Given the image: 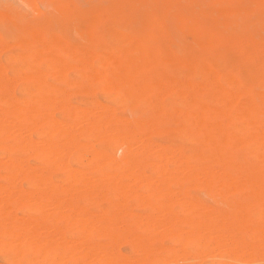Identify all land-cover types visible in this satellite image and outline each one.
Wrapping results in <instances>:
<instances>
[{
  "label": "bare ground",
  "instance_id": "bare-ground-1",
  "mask_svg": "<svg viewBox=\"0 0 264 264\" xmlns=\"http://www.w3.org/2000/svg\"><path fill=\"white\" fill-rule=\"evenodd\" d=\"M226 1L117 0V5L120 12L135 16L142 11L173 16L177 32L190 30L194 45L200 47L212 43L211 38L201 37L205 34L201 27L207 22L226 27L221 34H233L234 29L237 34H264V0H244L246 5L235 13L203 9L208 2ZM231 14L237 19L226 17ZM99 17L98 12L68 8L64 14L67 21L86 22L90 28ZM124 50L129 58H120L117 51L100 56L59 48L75 69L90 71L88 78L100 81L104 92L125 88L117 96L120 104L134 107L140 103L150 109L149 120L143 122L117 119L110 107L99 102L90 108L71 106L68 92L53 84H74L65 78L66 71L74 68L56 55L46 62L53 84L37 68L42 50L30 56L31 65L21 58L28 74L9 78L0 66V91L16 80L30 84L21 103L13 96H0L2 264H264V157L255 151L257 146L264 148V127L253 119L255 112H264V88L259 103L236 107L233 117L245 126L244 134L225 130L221 122L225 109L201 106L189 96L184 108L176 111L181 119L177 132L198 142L205 154L190 149L185 155L178 147L154 146L148 138L164 117L169 118L158 104L160 85H139L134 78L138 70L158 65L154 49L147 39L130 38ZM164 63L201 75L199 91L212 93L224 107L237 104V77L220 75L203 61ZM94 65L99 70L92 69ZM247 69L244 66L239 74ZM220 81L230 89H223ZM190 87L177 91L188 96ZM97 145H103V150H97ZM240 145L248 147L257 162L233 160L229 150ZM108 149L118 156L110 155ZM149 153L153 162L147 158ZM73 166H88L89 171ZM57 170L64 173L60 184L53 178ZM183 182L215 192L221 200L235 193L247 201L220 200L225 208L217 211L186 200ZM131 199L136 201L134 206ZM134 207L148 210L136 215ZM156 239L168 246L152 247ZM121 244L128 245L129 253L120 251ZM22 253L28 254L26 260Z\"/></svg>",
  "mask_w": 264,
  "mask_h": 264
},
{
  "label": "rangeland",
  "instance_id": "rangeland-1",
  "mask_svg": "<svg viewBox=\"0 0 264 264\" xmlns=\"http://www.w3.org/2000/svg\"><path fill=\"white\" fill-rule=\"evenodd\" d=\"M244 4L246 5L244 0L208 2L203 9L209 13L225 9L235 13ZM67 8L82 12H98L100 13L99 21L91 28L86 25V22L67 21L64 18ZM133 14L128 11L120 12L117 0H0V66L9 78L28 74L29 72L25 70L26 68L22 64L31 65L30 56L34 51L42 50V63H38L37 68L48 76L50 68L46 65V62L52 56L56 55L58 59L72 68L75 66L71 58L60 52L59 48H72L82 55L92 51V53L100 56H105L108 52L114 51L115 55L119 53L120 58L126 59L130 57V54L124 50L128 40L130 38H144L147 39V44L154 49L159 62L154 68L138 70L134 75L135 82L139 85H154L156 83L160 85L161 93L159 94L158 104L163 112L169 116V118L164 117V121L159 125L156 132L148 134L151 144H154V146H157V144L158 146L166 145L164 147L168 148L178 147L182 149L185 155L189 153L190 149H196L205 154V150L201 148L198 142L177 132L181 119L175 116L176 111L184 108L185 104L189 102V96L201 106L219 110L225 109L226 115L221 119L225 130L230 134L238 132L244 134L246 131L245 126L236 120L233 115L236 107L244 106L248 102L259 103L258 95L264 88V34H237L236 29L230 31L233 34H221L226 27L207 22L201 27L202 32L205 33L201 34V37L211 38L212 43L209 45L201 44L202 47H200L194 45V34H190V30L187 29L183 33L177 32L178 26L173 16L160 17L157 13L151 14L142 11L141 15H138L149 21L141 23L138 19L139 16ZM226 17L237 19V16L232 14ZM142 32L149 34H138ZM3 45L10 47L4 49ZM236 51L239 54H235ZM21 58H24V63ZM235 58H237V61L231 64L230 61ZM171 60L203 61L220 75L237 77L240 82V85L236 88L239 94L237 104L224 107L212 93L200 92L197 87L202 82V76L183 68L172 67L170 63H164ZM244 66L248 69L244 71L243 75H240L239 70ZM92 69L99 70L96 65ZM87 74H90V71L82 72L78 68H74L65 73L68 83L75 81L74 84H53L50 80L51 76L47 77V81L68 92L66 95L71 106L90 108L93 102H99L107 105L108 108L110 107L112 115L117 119L142 122L149 120L151 110L144 107L143 104L139 103L131 107L119 103L117 96H121L125 88H121L116 93L108 94L102 90L100 81L88 78ZM107 77L109 78V75ZM220 82L223 89H230L223 81ZM13 86L14 88H12ZM185 86H191L186 93L188 96H181L177 88ZM247 89L249 93L245 94ZM28 90H30L28 82L16 80V83L10 88L1 90L0 96H13L21 103L24 93ZM81 90L82 92H80ZM63 118L64 116L57 117L60 120ZM253 119L264 127L263 110L255 112ZM206 121H209V119ZM137 134L141 133L137 131ZM81 143L84 142L81 141ZM103 148V145L96 146L97 150H103ZM82 150L86 151L85 149ZM107 151L113 156L119 154L113 149ZM255 151L259 157H264V148L257 146ZM18 155L16 154V156ZM229 155L233 160L248 163L257 162L250 149L243 145L230 148ZM147 158L150 162L154 161L152 153L147 154ZM73 167L89 171L88 166ZM146 173L151 174L148 171ZM63 177L64 173L62 171L57 170L53 173V178L57 181V184L61 183ZM0 184H2L1 181ZM190 186L188 183H182L186 200L208 206L217 211L225 208L217 193L196 186L191 188ZM184 187H187V189L185 190ZM137 191L140 192V188ZM222 199L221 201L224 203L247 201V199L235 193L227 194ZM135 202L134 199H131L129 203L134 206ZM147 210L146 208L134 207L132 213L143 215ZM138 232L140 233L139 230ZM162 246H168L167 242L159 239L152 242V247ZM120 251L124 254L129 253L128 245L121 244ZM163 253L161 252V254ZM27 258L28 254L22 253V259L26 260ZM2 263L0 259V264Z\"/></svg>",
  "mask_w": 264,
  "mask_h": 264
}]
</instances>
